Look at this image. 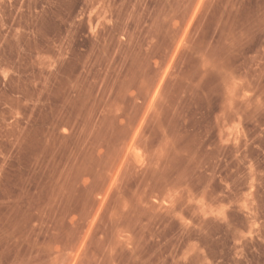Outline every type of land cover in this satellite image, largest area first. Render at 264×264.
<instances>
[{
    "label": "rangeland",
    "instance_id": "1",
    "mask_svg": "<svg viewBox=\"0 0 264 264\" xmlns=\"http://www.w3.org/2000/svg\"><path fill=\"white\" fill-rule=\"evenodd\" d=\"M0 264H264V0H0Z\"/></svg>",
    "mask_w": 264,
    "mask_h": 264
}]
</instances>
